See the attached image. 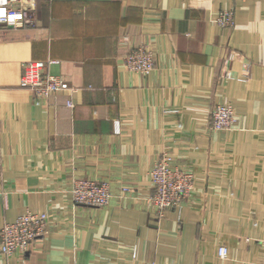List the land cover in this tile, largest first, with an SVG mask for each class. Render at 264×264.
<instances>
[{"label": "crops", "instance_id": "0c3cea01", "mask_svg": "<svg viewBox=\"0 0 264 264\" xmlns=\"http://www.w3.org/2000/svg\"><path fill=\"white\" fill-rule=\"evenodd\" d=\"M36 3L37 28H0V229L31 211L50 232L0 264H264V0ZM143 45L148 76L123 62ZM48 60L78 91L35 105L22 64ZM226 103L237 123L213 130ZM165 154L195 190L160 218L144 198ZM79 179L108 182L109 206H74Z\"/></svg>", "mask_w": 264, "mask_h": 264}, {"label": "built area", "instance_id": "2783aa9c", "mask_svg": "<svg viewBox=\"0 0 264 264\" xmlns=\"http://www.w3.org/2000/svg\"><path fill=\"white\" fill-rule=\"evenodd\" d=\"M222 28H232L235 24L234 13L223 11L215 20ZM38 26L36 0H0V28L33 29ZM124 68L142 76H148L155 69V52L150 46L143 45L131 48L123 55ZM58 60L29 61L22 64L21 86L33 95L35 105H47L60 95L75 93L74 88L62 76L53 74L50 67ZM229 76V74H228ZM66 105L74 108L71 98ZM237 116L231 104H219L211 112L210 127L216 131H225L234 127ZM116 132H120L116 122ZM173 158L163 155L153 167L150 178L153 192L144 198L151 204L158 217H163L167 210L174 208L181 211L185 200L195 190V175L191 171L172 165ZM129 191L121 189V196ZM74 206L104 208L113 198L110 184L105 181L79 179L74 182ZM49 216L47 213L27 211L15 222L6 223L0 229V262L15 254L24 253L29 246L49 234ZM229 249L220 246L218 255L227 258Z\"/></svg>", "mask_w": 264, "mask_h": 264}, {"label": "rangeland", "instance_id": "374dc122", "mask_svg": "<svg viewBox=\"0 0 264 264\" xmlns=\"http://www.w3.org/2000/svg\"><path fill=\"white\" fill-rule=\"evenodd\" d=\"M153 190V189H152ZM112 191V190H111Z\"/></svg>", "mask_w": 264, "mask_h": 264}]
</instances>
